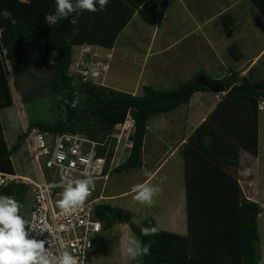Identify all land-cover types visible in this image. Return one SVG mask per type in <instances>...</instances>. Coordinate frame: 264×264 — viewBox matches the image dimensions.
<instances>
[{
    "label": "trees",
    "instance_id": "1",
    "mask_svg": "<svg viewBox=\"0 0 264 264\" xmlns=\"http://www.w3.org/2000/svg\"><path fill=\"white\" fill-rule=\"evenodd\" d=\"M250 1L259 6L262 0ZM171 2L108 0L103 11L83 10L78 16L72 13L50 25L45 18L56 13L55 0H0V10L11 13L9 19L0 16V111L14 106L10 77L18 89L30 61L39 55L40 62L35 61L49 76L59 118L53 123L31 122L29 129L48 134L80 133L94 141L104 140L130 114L135 121L130 138L132 147L128 158L114 171L141 169L150 121L187 105L195 93L211 92L196 84L200 77L213 85L224 84L227 77L215 79L201 71L176 89L160 90L145 85L143 93L135 96L89 82L75 84L70 65L76 45L112 49L134 15L138 14L149 26H158L165 20ZM74 17L75 23H71ZM233 47L229 51L239 60V48ZM229 73L235 77L234 87L193 132L184 149L187 235L160 230L155 221L137 226L130 212L109 204L98 209L103 222L129 225L142 246H150L148 254L139 257L143 264H259L262 260L258 225L262 208L247 199L230 169L238 168L242 152L258 157L261 114L258 103L264 90L241 91L251 86L264 88V80L241 77L235 70ZM24 137L26 134L19 136L18 142L9 148L0 119V172L15 174L12 157ZM112 156L113 150L109 153ZM28 191L26 184L12 183L2 188L0 195L13 197L23 218ZM109 211L121 218L109 216ZM145 228H156L157 232L145 235L142 231ZM103 243L102 237L97 238L95 248Z\"/></svg>",
    "mask_w": 264,
    "mask_h": 264
},
{
    "label": "rangeland",
    "instance_id": "2",
    "mask_svg": "<svg viewBox=\"0 0 264 264\" xmlns=\"http://www.w3.org/2000/svg\"><path fill=\"white\" fill-rule=\"evenodd\" d=\"M247 2L248 0H172L165 20L154 27L143 22L137 14L118 36L115 45L109 51L110 57L106 59V63L102 56L86 60L88 69H97L96 74L92 75V84L135 96L143 93L145 85L160 90L176 89L180 83L192 79L199 73L195 70H198L197 68L202 66L201 62L207 59H210V65L205 68L210 73L209 76L214 75L211 76L213 78L216 74H223L225 65L227 68L234 66L235 63L232 60L229 61L228 57L231 55L229 49L234 45L246 57L241 58L239 62L236 61L240 76H248L254 81L264 80V0L259 6ZM214 14H218V18H210ZM232 20H234L233 24ZM199 21H204L205 26L197 30ZM188 33L189 36H186ZM202 35L206 39H203ZM77 46L74 47L76 56L81 50L77 51ZM39 59V55L35 57V60L40 62ZM218 59L220 62L226 59V64L220 67ZM35 60L30 61L28 71L21 78L18 89L14 86L13 77H10L14 106L9 111L4 110L1 113L10 147L18 142L19 136L25 134V129L31 122L53 123L59 118L49 76ZM96 62L102 65L97 67L94 65ZM103 68L106 70L103 71ZM81 82L80 78H75V84ZM8 113H12L10 115L12 122H7ZM261 113V119L263 118L264 122V112ZM183 115L180 117L167 115L166 118L172 119L170 125L176 123L175 128H179ZM164 117L158 116L151 122L160 121ZM178 123L180 126H177ZM261 129L262 145L260 147L264 152L263 123ZM33 130L35 128L31 129ZM168 130L172 131V127L168 126ZM160 136L156 139L153 130L148 128L143 157L145 166L142 170L122 173L114 171L111 174L105 194L113 198L107 203L111 207L130 212L133 216L132 221L137 226L142 227L146 222L155 220L159 222L158 229L169 230V232L172 230L173 233L185 236L187 234L185 218L187 186L185 157L181 155L182 151L184 153V148L174 155L165 154L164 147L169 146L168 140L163 133ZM169 140L172 145L176 143L177 138ZM27 146L26 137H24L20 142L18 153L12 157L14 163L17 161L19 166L23 164L22 160L27 162L31 159ZM130 149V144L127 148L125 141L121 142L113 165L124 162L130 154ZM162 155L165 156L162 157ZM29 168L32 172V167L29 166ZM155 171L157 172L147 183L159 189L153 196V203L149 205L136 201L134 199L136 186ZM230 173L238 178L246 197L262 208L258 225L263 257L259 264H264V155H260L258 159L242 152L238 168L230 169ZM169 204L176 207L173 214L177 213L178 217L184 216L183 219L177 217L172 226H168ZM103 226L101 237L104 243L93 250V264H143L139 257L132 260L127 255V240L132 237L138 238L130 230L129 225L103 222Z\"/></svg>",
    "mask_w": 264,
    "mask_h": 264
},
{
    "label": "built area",
    "instance_id": "3",
    "mask_svg": "<svg viewBox=\"0 0 264 264\" xmlns=\"http://www.w3.org/2000/svg\"><path fill=\"white\" fill-rule=\"evenodd\" d=\"M76 49L81 50L72 60V75L83 83L93 82L92 75L96 74L97 69H88L86 60L102 56L106 63L110 55H104L100 47L93 45L84 44ZM94 65L98 67L102 64L96 62ZM258 106L264 112V96L260 98ZM134 128L135 121L131 115L117 124L109 137L97 141L80 133L48 134L26 128V142L37 176L27 179L17 174L0 172V189L12 182L24 183L29 187L31 207L25 222L28 238L44 241V247L51 255H59L63 250L72 254L77 264H93L94 242L101 237L104 229L98 209L110 200L105 188L112 172L119 165L114 166L113 163L121 142L125 141L127 148L129 144L132 147L130 138ZM103 148H107L105 153L101 151ZM111 150L113 156L110 158ZM85 178H92L94 182L89 197L71 214L62 213L58 201L62 199L64 182Z\"/></svg>",
    "mask_w": 264,
    "mask_h": 264
},
{
    "label": "clouds",
    "instance_id": "4",
    "mask_svg": "<svg viewBox=\"0 0 264 264\" xmlns=\"http://www.w3.org/2000/svg\"><path fill=\"white\" fill-rule=\"evenodd\" d=\"M55 3L56 13L45 18L50 25L55 24L58 19L67 18L72 13H75L78 16L83 10L89 12H96L98 10L103 11L108 0H55ZM0 16L9 19L11 13L6 9L0 10ZM11 22L15 23L14 20ZM71 23H75V17L71 20ZM0 31H2V29H0ZM100 48L104 55H110L109 51L111 49ZM70 74L72 75L71 70ZM72 76L75 79V76ZM89 83L92 84V82ZM217 95H220L221 97V95L226 94ZM27 128H29V126ZM93 183L92 178H85L76 181L66 180L64 182L62 199L58 201V207L61 209L62 213L71 214L75 209L79 208L89 197ZM15 184L24 183L17 182ZM135 191L136 195L134 196V199L136 201L150 205L153 203V196L159 191V189L146 184L136 186ZM10 197L11 196L7 197L0 195V264H77V259L69 252L62 250L59 255H51L44 247V241L28 238L25 221L19 214L20 205L13 199V197ZM97 228H99V225H97ZM142 231L145 235H151L155 234L157 229L145 228ZM149 247V245L142 246V243L138 238L132 237L127 240L126 252L130 259L136 260L142 255H147Z\"/></svg>",
    "mask_w": 264,
    "mask_h": 264
},
{
    "label": "crops",
    "instance_id": "5",
    "mask_svg": "<svg viewBox=\"0 0 264 264\" xmlns=\"http://www.w3.org/2000/svg\"><path fill=\"white\" fill-rule=\"evenodd\" d=\"M249 2L251 3V1L248 0L247 3H249ZM167 14H166V17H167ZM136 15H134V17L132 19H134ZM210 18H218V14L212 15V17H210ZM204 21H202V22L199 21L200 22V25L197 28V30L202 29V26H205L204 25L205 24ZM233 22H234V20H232V24H233ZM178 29H179V27H178ZM181 33H183V31H181ZM186 36H189V33L186 34ZM202 37H203V39H206V38H204L205 37L204 35H202ZM241 50H243V49H241ZM242 53H241V56L239 57V60L241 58H246V57L243 56ZM256 56H258V55H256ZM217 57L220 58V56L218 54H217ZM228 57H229V61L232 60L233 63H235L234 66H229L227 68V65H225L226 64V59L223 60V61H221V62H220V59H218V62L220 63L219 66L220 67L221 66L223 67L225 65V68H224L225 70H224V72H223L222 75L216 74L215 75V79H222V78H226V77L230 76L231 74L229 73V70H235V71H237V72L240 73V69L238 68V64H237V62H239V60L238 59L237 60L234 59V57L232 55H230ZM201 65L202 66L198 67L197 68L198 70H195V72L203 71L206 74H209L210 75V73H208L207 70H206V68H205V67H208L210 65V59H207L206 61H202L201 62ZM211 76H214V75H211ZM224 96L225 95H221V97L218 98L217 95L216 94L214 95L212 92L195 93L192 96L190 102L187 105H184L181 108H179V109H177L175 111H172L170 113L163 114L162 116H165V117L162 118L160 121L157 120L158 122L155 120V122L152 123L151 122L153 120L152 119L150 121V124H149V127L148 128H150L151 130H153V134L155 135L156 139H159L161 137L160 135H162V133H163L164 137L168 140L167 143H168L169 146L168 147H164L165 148L164 149L165 150V154L170 153V155H174L176 153H179V151H181L182 148L185 149V146H186V144L188 142L189 137L193 134V132L199 126H201L208 119V117L213 113V111L216 109V107L219 105V103L223 100V97ZM10 109L11 108L4 109V110L9 111ZM4 110L0 111V119H1V122H2V125H3V128H4V122H3V118H1V113ZM180 112L182 113V115L183 114H185V115H183V119H182L181 126L178 123L177 126H180V127L179 128H175V124L176 123L170 125L172 119L169 120L170 118L167 119L166 116L167 115H175V116L180 117V116H182V115H178ZM261 114H260V124H259V151H258V157H257L258 159H259V156L260 155H262V156L264 155V152L262 151V148L260 147L262 145L261 144L260 130H262L261 129L262 123L264 124L263 118L261 119ZM10 115H12V113H10V114L8 113V116H6L7 117V122H12L11 121V118H10ZM163 119H165V121ZM168 126H171L172 127V131H169L168 130ZM156 134H158V135H156ZM4 137H5V140H6V143H7L8 147H10V145H9L7 139H6L5 129H4ZM174 137L177 138V141H175L176 143H173L172 145H170V143H169L170 140L169 139L170 138H174ZM155 144H156V141H155ZM26 148H28V147H26ZM28 150H29V148H28ZM145 150H144L143 157L145 156ZM19 153L21 154V152H19ZM181 155L184 156L183 155V151H182ZM163 156H165V155H162V157ZM30 157H31V159L29 158L30 160H28L27 162H25L24 160H22L23 164L20 165V166L17 165V163H16L17 161L14 163L13 158H12V162H13L15 174H17L20 177L27 178V179H35L36 178L37 173H36V168H35L34 161L32 159L31 153H30ZM22 159H24V158H22ZM19 160H20V158L18 159V161ZM29 166L32 167V172L29 171L30 170ZM144 166H145V163H144ZM143 167L141 168V170L143 169ZM156 172L157 171L153 172L152 175H148L143 180V182L140 185H146L151 180V178L153 177V175ZM110 178H111V176H110ZM185 180H186V171H185ZM107 197L110 198V199L113 198V197H110V196H107ZM186 198H187V195H186ZM30 207H31V195L29 194L27 196L26 202L24 203V206H23V209H22V216H23V219H24L25 222H26V220H27V218L29 216ZM175 208H174V205H172V204H169V206H168V210H169V213H170V215H169L170 220L168 219V226H172L173 225V222L175 221V219L177 220V217L179 216L177 213H175V214L172 213L175 210ZM180 217L183 219L184 216L181 215ZM180 217H178V218L180 219ZM185 218L187 219V205H186ZM153 221H155V220H153ZM155 223H156V227L159 228V222L158 221H155ZM187 227H186V231L188 233V228ZM170 231H171L170 233H173L172 230H170ZM167 232H169V230ZM261 252H262V249H261Z\"/></svg>",
    "mask_w": 264,
    "mask_h": 264
},
{
    "label": "water",
    "instance_id": "6",
    "mask_svg": "<svg viewBox=\"0 0 264 264\" xmlns=\"http://www.w3.org/2000/svg\"><path fill=\"white\" fill-rule=\"evenodd\" d=\"M196 84L199 86L207 87L214 94H227V92H229L235 85V77L233 75L228 76L225 80V83L222 85L209 84L204 77H200ZM263 90H264L263 87L251 86L250 88L241 91V93H248L249 91H263ZM108 215L111 216L112 212L109 211ZM118 218H121V216L118 215Z\"/></svg>",
    "mask_w": 264,
    "mask_h": 264
},
{
    "label": "flooded vegetation",
    "instance_id": "7",
    "mask_svg": "<svg viewBox=\"0 0 264 264\" xmlns=\"http://www.w3.org/2000/svg\"><path fill=\"white\" fill-rule=\"evenodd\" d=\"M112 212V211H111ZM112 217L113 216H117L118 217V214H116L115 212H112V215H111Z\"/></svg>",
    "mask_w": 264,
    "mask_h": 264
}]
</instances>
